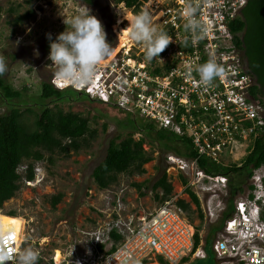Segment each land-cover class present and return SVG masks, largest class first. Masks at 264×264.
Wrapping results in <instances>:
<instances>
[{"label": "built area", "instance_id": "obj_1", "mask_svg": "<svg viewBox=\"0 0 264 264\" xmlns=\"http://www.w3.org/2000/svg\"><path fill=\"white\" fill-rule=\"evenodd\" d=\"M189 2L141 0L138 4L140 12L148 11L153 25L172 38L161 59L146 60L142 44L131 54L130 42L116 56L102 60L86 85L57 78V68L49 82L58 90L72 89L187 138L195 155L184 159L169 155L167 159L175 161L183 177L190 173L192 182L223 186L227 178L206 174L198 158L220 163L227 155L231 161L240 160L264 129V100L251 92L257 83L235 41L238 34L231 29L247 0H191L200 4L198 17L208 26L206 37L195 45L181 15ZM185 39L187 46L182 43ZM209 58H215L225 74L203 86L194 69ZM248 179L247 194L234 202L218 237L210 241L214 264H264V163L253 167ZM175 201L171 197L139 216L122 215L117 201L110 222L86 232L89 239L84 251L72 256L73 244L69 252L51 256L45 264H163L158 258L164 264H191L205 258V244L195 246V227ZM111 232L120 236L117 242ZM20 238L0 234V248L7 249L13 261Z\"/></svg>", "mask_w": 264, "mask_h": 264}, {"label": "rangeland", "instance_id": "obj_2", "mask_svg": "<svg viewBox=\"0 0 264 264\" xmlns=\"http://www.w3.org/2000/svg\"><path fill=\"white\" fill-rule=\"evenodd\" d=\"M87 8L101 20L105 28L107 40L112 44L109 58L128 47L130 42H133L130 53L137 50L140 43L129 36L131 25L128 20L134 16L123 4L116 5L113 0H0V58L7 65V71L2 77L13 89L26 88V105L21 107H31V112L24 113L22 117L23 123L29 128L33 125L39 107L35 102L40 103V81H50L57 68L48 59L50 42L46 34L51 33L55 39L67 27L64 19H70ZM29 10L33 13L27 17ZM17 15L23 16L19 23H15ZM128 36L130 41H127ZM7 103L0 96V113L7 110ZM9 103L18 104V101L13 99ZM45 103L51 108L60 107L64 111L81 112L88 116L90 126L96 128L97 133L77 153L44 152V159L33 163L34 179L26 181L23 178L19 190L0 209L3 214L14 211L23 219L19 250L25 246H33L39 252L38 264H45L51 256H61L64 251L73 249V244L76 251L72 250V256L84 251L89 239L86 232L97 226H106L113 218L117 201L121 203L122 215L139 216L157 207L160 203L151 189L146 187L158 176V166H166V173L173 186L172 198L189 201L180 179L183 172L177 168L175 161L167 159L169 155L176 159H184L185 156L173 150L162 151L156 142L149 143L148 140L144 148L150 149L153 160L144 164L146 171L143 174L121 173L114 184L106 189H98L91 172L103 159L108 141L118 134L124 136L130 130L121 124L126 113L80 94H68L62 100H47ZM138 136L139 133L134 134V137ZM177 148L182 149L180 145ZM222 161L232 163L239 162V159L231 161L226 155ZM26 164V161L22 162L18 167L22 176L25 174ZM184 175L191 190L199 198L201 223L193 204V212L183 213L194 227L201 224L199 242L204 244L206 239L212 241L218 237L222 218L230 205L233 206L235 201L247 194L249 179L241 176L235 182L239 189L231 192L227 183L213 186L202 180L192 182L188 172ZM140 182L144 185L138 189L134 184ZM140 192H144V195ZM57 193H62V197L52 207L51 198ZM206 252L205 258H196L191 264H214L210 246H207Z\"/></svg>", "mask_w": 264, "mask_h": 264}, {"label": "trees", "instance_id": "obj_3", "mask_svg": "<svg viewBox=\"0 0 264 264\" xmlns=\"http://www.w3.org/2000/svg\"><path fill=\"white\" fill-rule=\"evenodd\" d=\"M140 1L113 0L116 5L123 4L125 8L129 9L132 16L140 12L138 7ZM32 13L33 11L29 10L26 14L27 17ZM22 20L23 16L17 15L15 23ZM231 29L233 33L238 34L235 35V41L242 49L247 67L257 83V86L251 87V92L252 94L258 93L264 100V0H247ZM2 76L0 75V96L8 101V106L5 112L0 113V209H2L3 203L19 190L20 181L23 178L26 181L34 179L33 163L44 159V152L68 154L72 151L77 153L83 146H87L97 133L96 128L90 126L88 116L81 112L64 111L60 107L51 108L46 105L45 101L47 100H62L68 94L79 95L80 93L68 88L58 90L50 84L49 80L45 79L40 81L38 103L41 104L35 102V105L39 107H37L33 125L29 128L23 123L22 117L24 113L31 112V107H21L26 105L24 98L26 88L13 89ZM13 99H17L18 104L11 105L9 101ZM119 110L126 113L125 119L121 121L122 126L130 130L126 135L118 134L108 141L103 159L93 168L91 177L98 189H106L114 184L121 173L143 174L146 171L144 164L153 160L150 149L144 148V144L148 141L149 143L156 142L162 151L173 150L185 157L195 155L187 138L179 137L160 128L153 121L136 113ZM103 127L105 128V125ZM135 133H139L137 138L134 137ZM179 145L182 149L177 148ZM250 145L239 162L216 163L200 157L198 166L206 174L225 176L227 186L233 192V189H239L235 182L241 176L248 178L253 167L264 163V129ZM25 161L27 164L25 174L22 176L18 172V167ZM156 168L159 174L146 189H151L154 197L159 203H162L172 197L173 186L166 173V166ZM180 179L189 201L178 198L175 203L186 213L194 211L191 207L193 204L201 223L202 213L199 198L187 185V179L182 175ZM143 185V182L134 184L138 189L143 188ZM247 187H250L249 184ZM140 194L144 195V192H140ZM61 197L62 193L54 195L50 201L51 206L55 207ZM232 208L230 205L224 217ZM5 214L17 216L14 211ZM200 225L195 227V246L200 241ZM111 237L114 242L120 239V236L115 232H111ZM207 246H210L209 239L205 241L206 249ZM158 260L164 264L162 259L158 258Z\"/></svg>", "mask_w": 264, "mask_h": 264}, {"label": "clouds", "instance_id": "obj_4", "mask_svg": "<svg viewBox=\"0 0 264 264\" xmlns=\"http://www.w3.org/2000/svg\"><path fill=\"white\" fill-rule=\"evenodd\" d=\"M199 7L198 2L190 0L181 14L185 32L189 34L193 45L204 39L208 33V26L198 17ZM128 21L131 25L129 36L133 41L143 45L146 60L160 58V53L172 42L167 32L153 25L148 11H142ZM64 23L67 25L66 29L55 39L51 33L46 34L50 42L48 59L57 67V78L71 81L73 84L86 85L94 79L96 66L111 55L112 44L107 40L101 20L92 14L89 8L79 11L70 19H64ZM188 42V39L182 41L185 46ZM188 69L193 70L190 65ZM6 71V62L0 58V75ZM194 71L203 86L210 85L214 79L225 74L224 67L215 58L198 64ZM9 260L12 264H38L39 252L33 246H25L15 254L13 261L8 250L0 248V264H6Z\"/></svg>", "mask_w": 264, "mask_h": 264}, {"label": "bare ground", "instance_id": "obj_5", "mask_svg": "<svg viewBox=\"0 0 264 264\" xmlns=\"http://www.w3.org/2000/svg\"><path fill=\"white\" fill-rule=\"evenodd\" d=\"M129 40V36L127 37ZM127 43L124 45L126 46ZM23 219L18 216H8L0 212V234H8L20 237L23 228Z\"/></svg>", "mask_w": 264, "mask_h": 264}, {"label": "crops", "instance_id": "obj_6", "mask_svg": "<svg viewBox=\"0 0 264 264\" xmlns=\"http://www.w3.org/2000/svg\"><path fill=\"white\" fill-rule=\"evenodd\" d=\"M205 244V243H204Z\"/></svg>", "mask_w": 264, "mask_h": 264}]
</instances>
